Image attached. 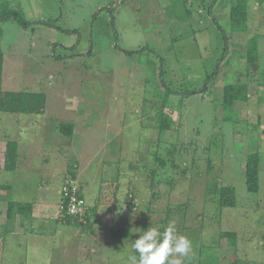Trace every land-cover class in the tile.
<instances>
[{"label": "rangeland", "instance_id": "1", "mask_svg": "<svg viewBox=\"0 0 264 264\" xmlns=\"http://www.w3.org/2000/svg\"><path fill=\"white\" fill-rule=\"evenodd\" d=\"M235 2L0 0L32 23L0 24L2 88L47 96L41 114L0 112V184L11 188L0 190V264H128L137 231L170 221L192 243L184 264H264V0L248 1L243 33L231 30ZM256 37L259 80L248 103L227 111L224 87L252 80L245 55ZM163 111L173 122L164 134ZM7 140L20 144L15 172L4 171ZM255 152L260 191L251 193ZM71 181L98 204L85 226L58 219ZM221 185L235 188L236 207L218 205ZM7 200L36 203L32 227L8 222ZM125 226L128 238L112 236Z\"/></svg>", "mask_w": 264, "mask_h": 264}, {"label": "trees", "instance_id": "2", "mask_svg": "<svg viewBox=\"0 0 264 264\" xmlns=\"http://www.w3.org/2000/svg\"><path fill=\"white\" fill-rule=\"evenodd\" d=\"M249 0H236L235 4L230 9V24L233 32L243 33L248 30ZM9 20H15L19 22L23 27L31 26L32 23L22 17L20 13L10 9L8 6L0 8V24ZM45 25H49L48 22H40ZM3 36V30L0 28V37ZM224 40L227 42V37L224 36ZM251 42V43H250ZM249 43L246 51V60L248 64L247 71L252 75V80L244 82L240 79L237 83H230L223 89V96L221 103L225 110L232 111L237 102L248 103L250 100L249 95V83L257 81V73L259 72V58H258V45L257 37L253 38ZM228 52V45L223 57H226ZM4 54L0 51V112L10 113L13 115L19 114H38L42 113L46 107L47 96L43 92H24V91H6L3 90V67H4ZM211 78H215L214 75ZM208 79V81L211 80ZM231 117L226 118L230 120ZM173 128L172 118L168 112L163 111L160 117V133H166ZM61 132L65 136H72L74 131L73 124H61ZM20 144L16 140H7L4 152V171L15 172L18 169V162L20 158ZM261 154L258 152L252 153L246 157V187L251 193H258L260 191V166H261ZM11 190L10 185L0 184V190ZM217 195L218 205L222 208H234L237 206V194L233 186L221 185L214 191ZM78 195L82 198L85 196L82 193V189L78 191ZM63 199V198H62ZM87 201V200H86ZM115 202H119V199L115 197ZM98 204L88 205V211L86 216L81 219L79 217H73L67 214V203L62 202V211L59 213L58 219L70 226H85L87 219H93L96 217ZM90 214V215H89ZM22 217V222L32 219L33 216V204L27 202H15L7 200V213L6 217L8 222L14 221L15 217ZM91 224V223H90ZM129 227L116 228L112 232V236L118 238H128ZM223 238L234 239L237 234L234 232H223L220 234Z\"/></svg>", "mask_w": 264, "mask_h": 264}, {"label": "clouds", "instance_id": "3", "mask_svg": "<svg viewBox=\"0 0 264 264\" xmlns=\"http://www.w3.org/2000/svg\"><path fill=\"white\" fill-rule=\"evenodd\" d=\"M137 233L139 238L130 245L135 254L128 256V264H184L192 252L191 240L177 233L174 221L163 232L151 226Z\"/></svg>", "mask_w": 264, "mask_h": 264}, {"label": "built area", "instance_id": "4", "mask_svg": "<svg viewBox=\"0 0 264 264\" xmlns=\"http://www.w3.org/2000/svg\"><path fill=\"white\" fill-rule=\"evenodd\" d=\"M79 190V185L75 181H71L63 186L61 194L63 201L67 203V214L83 219L87 214L88 204L84 198L78 195Z\"/></svg>", "mask_w": 264, "mask_h": 264}, {"label": "crops", "instance_id": "5", "mask_svg": "<svg viewBox=\"0 0 264 264\" xmlns=\"http://www.w3.org/2000/svg\"><path fill=\"white\" fill-rule=\"evenodd\" d=\"M40 22H42V21H40ZM40 22H37L35 25H36V27L37 26H40V27H45L46 25L45 24H43V23H40ZM43 22H44V20H43ZM32 26V25H31ZM9 77V76H8ZM4 81H5V60H4V67H3V83H4ZM81 187V186H80ZM4 203V202H3ZM2 203V204H3ZM60 203H62V199H61V201H60ZM6 204V207H5V214L7 213V203H5ZM95 204H97V203H95ZM54 205H56V204H54ZM47 208H48V210L49 209H51V208H53L54 210H56V212H58V210H59V207H58V205H56V206H51L50 205V208L48 207V205H47ZM35 210H36V203H33V213L35 212ZM59 213H60V211H59ZM58 213V214H59ZM6 217V216H5ZM34 217L32 216V219H30V220H28V221H25V223H24V226L26 225H30L31 227H32V225H33V219ZM0 221H1V213H0ZM21 224H23V222H21ZM67 225V224H66ZM61 227L62 226H64L63 224H61L60 225ZM70 226V225H69ZM74 227V226H73ZM0 231H2V228H1V225H0ZM4 232L7 234V233H11V234H14V231H11V229H9V230H7V228H5V230H4ZM1 245H2V243H0Z\"/></svg>", "mask_w": 264, "mask_h": 264}]
</instances>
